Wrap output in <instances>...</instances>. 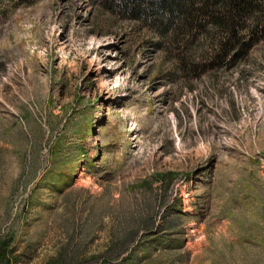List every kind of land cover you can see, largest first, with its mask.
<instances>
[{
  "label": "rangeland",
  "instance_id": "obj_1",
  "mask_svg": "<svg viewBox=\"0 0 264 264\" xmlns=\"http://www.w3.org/2000/svg\"><path fill=\"white\" fill-rule=\"evenodd\" d=\"M261 7L230 62L211 21L0 0V264H264Z\"/></svg>",
  "mask_w": 264,
  "mask_h": 264
},
{
  "label": "trees",
  "instance_id": "obj_2",
  "mask_svg": "<svg viewBox=\"0 0 264 264\" xmlns=\"http://www.w3.org/2000/svg\"><path fill=\"white\" fill-rule=\"evenodd\" d=\"M118 3L122 12L133 20L153 18L154 22L161 25L169 21L168 25L173 24L176 20L179 26L186 28L190 24L211 21L220 27L223 35H232L228 39L230 44L220 41L223 47L224 57H230L233 61L238 56L244 54L255 41L254 35L246 42V38L238 36V30L247 27L249 19L252 20L250 25L258 28L260 18H256L257 10L261 11V3L264 0H164L162 3L153 5L148 0H109V2ZM255 13V14H254ZM253 16V17H252ZM255 16V17H254ZM254 18L256 20L254 21ZM256 34V33H255ZM172 174L160 176L161 181L170 183ZM152 228L148 229L151 231ZM152 236V235H150ZM137 237V236H136ZM140 240L141 244L145 238ZM135 242V238L132 241ZM127 247L123 252H127ZM4 251L1 252L4 257Z\"/></svg>",
  "mask_w": 264,
  "mask_h": 264
}]
</instances>
